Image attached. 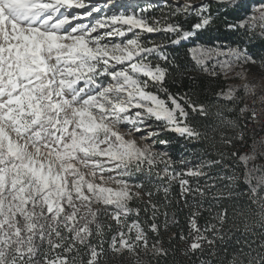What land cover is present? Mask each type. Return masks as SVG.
Instances as JSON below:
<instances>
[{
	"label": "snow or ice",
	"instance_id": "snow-or-ice-1",
	"mask_svg": "<svg viewBox=\"0 0 264 264\" xmlns=\"http://www.w3.org/2000/svg\"><path fill=\"white\" fill-rule=\"evenodd\" d=\"M0 264H264V0H0Z\"/></svg>",
	"mask_w": 264,
	"mask_h": 264
},
{
	"label": "trees",
	"instance_id": "trees-1",
	"mask_svg": "<svg viewBox=\"0 0 264 264\" xmlns=\"http://www.w3.org/2000/svg\"><path fill=\"white\" fill-rule=\"evenodd\" d=\"M249 4L251 5V2H249ZM223 33V28L220 29L219 32L217 31H212V32H209L207 33L205 39H208L209 37H215V36H219ZM237 38L236 37H232V36H226L224 38V42L229 44V45H232L233 44V41L236 40ZM254 44H256L257 46H259L260 44V41L256 40V41H253ZM235 46V45H233ZM181 51V54L183 55V49L180 50ZM213 117H210L208 120H204V121H201L203 124L205 125H210L212 124L213 122ZM199 147V146H198ZM177 158L179 157L181 151H183V147H182V143L181 142H175L169 149ZM176 190L178 191V186L176 188ZM240 227V231H235L233 230L232 234H231V243L229 244H226L225 246L229 249V251L231 252L232 248L234 247H238L235 243V241L237 239H242V233H243V228H242V225H239ZM173 231H176L175 228H173ZM254 231H259V228H256L254 229ZM165 239H167V236H165Z\"/></svg>",
	"mask_w": 264,
	"mask_h": 264
},
{
	"label": "rangeland",
	"instance_id": "rangeland-1",
	"mask_svg": "<svg viewBox=\"0 0 264 264\" xmlns=\"http://www.w3.org/2000/svg\"><path fill=\"white\" fill-rule=\"evenodd\" d=\"M122 2H123V0H122ZM139 2H140V3H144L145 0H139ZM153 2H154V3H160L161 0H153ZM249 2H251V4H252V3H255V0H249ZM179 142H181L182 145L184 144V141H182V140H180ZM181 153H183V151H181ZM181 153H180V154H181ZM179 156H180V155H179Z\"/></svg>",
	"mask_w": 264,
	"mask_h": 264
}]
</instances>
